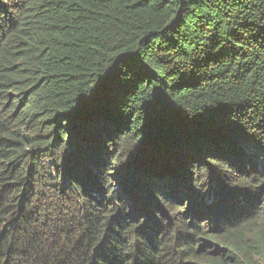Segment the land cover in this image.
Here are the masks:
<instances>
[{
	"label": "trees",
	"instance_id": "1",
	"mask_svg": "<svg viewBox=\"0 0 264 264\" xmlns=\"http://www.w3.org/2000/svg\"><path fill=\"white\" fill-rule=\"evenodd\" d=\"M0 264H264V0H0Z\"/></svg>",
	"mask_w": 264,
	"mask_h": 264
}]
</instances>
